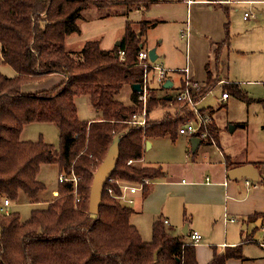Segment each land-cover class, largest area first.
Listing matches in <instances>:
<instances>
[{
    "label": "trees",
    "instance_id": "1",
    "mask_svg": "<svg viewBox=\"0 0 264 264\" xmlns=\"http://www.w3.org/2000/svg\"><path fill=\"white\" fill-rule=\"evenodd\" d=\"M156 1L0 0L2 63L16 72L10 77L0 71V200L16 201L21 191L31 199L37 198L46 189L37 179L43 164H57L59 176L78 179L77 193L74 181L59 183L58 195L43 208L32 210L27 220H22L19 212L0 210V264H198L195 244L171 235L161 221L153 225L152 240L145 241L131 222L133 208L106 190L111 188L121 195L118 181L139 184L165 177L160 166L136 167L128 165V161L143 159L149 139L167 135L177 139L184 122L182 117L170 114L153 118L156 108L175 106L163 97L148 102L145 127L131 123L134 115L143 113L138 92L133 90L143 74L138 54L144 49L145 35L157 22H139L136 30L134 23L127 21L124 37L112 49H102L97 40L86 42L76 54L66 46L68 36L80 33L78 20L87 8L104 10L124 5L133 10L141 5L149 8ZM107 12L102 15L108 16ZM228 43L229 36L217 44V65ZM207 69L210 87L214 81L208 64ZM54 74L63 76L58 84L24 91V86ZM227 85L228 96L245 97L240 84ZM124 86L133 90L131 105L117 98ZM206 90L203 89V95ZM82 95L89 96L100 117L80 120L75 99ZM32 123L55 124L59 148L42 139L22 141L25 126ZM237 126L243 128L246 124ZM208 129L217 136L215 123H210ZM118 135L121 140L117 165L106 184L99 212L94 215L89 212L93 175ZM239 165L228 157L229 169ZM254 165L260 168L264 163ZM259 183L264 187V175ZM143 190L147 194L149 185H144ZM258 216L264 218V213ZM229 258L244 257L238 247H228L215 254L209 264H226Z\"/></svg>",
    "mask_w": 264,
    "mask_h": 264
},
{
    "label": "rangeland",
    "instance_id": "2",
    "mask_svg": "<svg viewBox=\"0 0 264 264\" xmlns=\"http://www.w3.org/2000/svg\"><path fill=\"white\" fill-rule=\"evenodd\" d=\"M231 11L235 9H230ZM106 12L108 16L104 17L102 14ZM236 15L238 18L241 17L240 14ZM145 20H154L157 23L145 35L144 48L147 50L156 48L158 55L156 63L168 70L169 78L174 81L171 89L158 88L161 98L167 93L174 94L175 88L179 85L181 73L171 72L183 71L187 68L190 79L204 82L208 73L207 64L210 63V68L214 72V82L210 87L207 85L206 89L210 90L208 92L206 90L199 106L206 111L208 108L214 110L212 116L219 129L218 143L215 138L213 142L208 137L203 138L196 152L192 151L193 137L191 135L178 133V138L175 140L170 135L152 139L151 146L149 148L145 146L143 152L144 167L160 166L165 173L168 172L169 177L187 176L189 180L190 176L192 177L191 172L196 177H200L201 174L204 177L211 176L213 166L217 165L219 168L227 157L242 162L250 156L264 162V157H261L264 156V61L262 58L259 59V54H238L233 51L228 57L227 55L223 57L220 70L217 71L215 61L209 59L210 51L212 53V41L216 40L214 34L220 31L222 35L225 24L230 22L229 15L220 5H208L202 0H195L188 7L181 0H163L153 3L149 8L141 5L133 10H129L124 5H113L110 9L104 10L92 6L83 11L82 18L78 20L80 33L66 38L67 49L76 54L86 42L94 40L100 42L102 49H112L124 37L127 21H132L136 30H139L138 23ZM187 22L189 24L188 42L180 33L186 29ZM243 25L242 31L251 27V25L247 26L246 22H243ZM231 31L234 41L242 40V35L238 36L234 33L236 31L233 28ZM0 71L10 77L16 75L12 67L2 63L1 49ZM59 75L52 79L48 77L44 81L28 84L23 89L25 92H32L49 88L61 81ZM225 79L231 83L240 84L245 97L230 95L228 100H221L222 93L228 90L225 89L227 81L220 84ZM131 93L132 88L124 86L117 98L125 105H131ZM75 101L81 121L100 117V113L92 107L89 96H78ZM156 109L152 114L153 118H162L166 114L174 116L176 113V109L172 106ZM241 124H246V127L237 126ZM24 133L32 142L42 139L56 149L60 146L59 130L55 124L32 123L24 128ZM37 179L47 186L45 198L53 199L52 192L59 186L58 166L43 164ZM45 203L44 200L39 203H30L26 194H22L16 202L11 201L9 207L1 206L4 205V199H1L0 210L6 213L19 212L22 220H27L32 210L43 208ZM142 216L134 214L132 220L137 224L139 222L141 231L144 232V240L149 242L152 240L151 221ZM183 236L185 238V235ZM188 237L190 238V235L186 236Z\"/></svg>",
    "mask_w": 264,
    "mask_h": 264
},
{
    "label": "crops",
    "instance_id": "3",
    "mask_svg": "<svg viewBox=\"0 0 264 264\" xmlns=\"http://www.w3.org/2000/svg\"><path fill=\"white\" fill-rule=\"evenodd\" d=\"M159 1L163 0H157L154 4ZM181 1L186 4L184 0ZM202 1L208 3V5H220L230 17V22L226 23L227 27L225 24L222 35L220 31L214 34L216 40L212 41L211 45L212 53L210 51L209 59L215 61L214 50L217 44L225 41L227 36H229V43L222 49L220 63L217 65L215 61L218 67L217 71L220 70L219 67H221L223 57L226 55L228 57L229 53L233 51L238 54H259V59L262 58V61H264V0ZM230 9H235V11L230 12ZM246 13L250 15L249 20H245ZM236 14H240L241 17L238 18ZM243 22H246L247 26L251 25V27L242 31ZM232 28L238 36L242 35V40L234 41L235 39L231 36ZM188 29L189 24L187 22L186 29L180 32L187 42L189 40ZM208 68H210V63H208ZM210 72L213 75L214 72L211 68ZM171 73L174 74V72ZM177 73H181L182 79L184 76L183 72ZM54 76H57V74L51 75L49 78L52 79ZM59 79L62 81L63 76L60 77L59 75ZM225 81L228 84H232L227 79ZM210 109L214 112L212 108ZM210 109L208 108L207 110L210 111ZM213 123L219 129L214 119ZM214 138L218 143V132ZM21 139L22 141H30V138L25 133H22ZM152 139L146 141L150 142V146ZM227 159L228 157L219 168L217 165L213 166L211 176L206 175L204 177L201 174L200 177H196L191 172L192 177L190 176L189 180H187V176H181V178L169 177L168 172H166L165 177L150 181L147 194L144 193V190L129 194L134 200V203L130 205L131 207L134 206L133 215H143L142 217L151 221V231L154 223L161 221L165 225L167 232L183 242H192L191 238H186V236L194 231L199 232L202 238L199 243L195 244L198 264H209L215 254L225 252L228 247H238L244 258H229L226 264H264V228H262L264 218L256 217L264 213V187L259 181L249 185L247 184V179L240 181L230 180L227 176V171L229 170ZM231 162L239 163V166H241L259 163L260 161L247 156L242 162H237L233 158H231ZM140 163H144V158L135 161L133 164L136 167H144L143 164L139 165ZM258 169L263 176L264 167L261 166ZM46 189L40 192L35 199L29 198L26 194L28 201L30 203H39L44 200L48 203L58 195L57 188L52 192L53 199H46L44 195ZM22 194L25 193L21 191L19 197ZM131 222L138 228L144 239V232L142 233L139 222L138 224L133 222L132 217ZM183 235H185V238Z\"/></svg>",
    "mask_w": 264,
    "mask_h": 264
},
{
    "label": "built area",
    "instance_id": "4",
    "mask_svg": "<svg viewBox=\"0 0 264 264\" xmlns=\"http://www.w3.org/2000/svg\"><path fill=\"white\" fill-rule=\"evenodd\" d=\"M184 2L190 6L195 0H184ZM250 15L248 13L245 14V20H249ZM125 57V52H120V58L123 60ZM138 65L143 69L142 79L139 83L141 86V90L138 92V99L142 102L143 105V113L141 116L134 115L133 121L131 123L135 126L145 127L146 125V107L148 102L151 99L161 98L160 93L158 92V88H163V85L166 81L171 80L169 78V71L166 70L162 65L157 64L156 61H152L149 55V50L142 49L138 54ZM174 73L183 72L184 76L181 79V83L175 88L174 94L167 93L166 96H171L169 100L170 104L173 105L175 103L174 108L176 109L175 117H182L184 122L179 128L180 135H191L192 137H198L201 140L203 138H210L212 142L214 141V136L208 129V125L213 122V117L209 111H205L199 106V102L204 97L203 89L207 87V83L194 81L188 76V69L186 68L183 71L174 70ZM154 81V82H153ZM173 86H174V81ZM226 81H221L220 84H224ZM230 96H228L227 92H223L221 96V100H226ZM135 161H128V165H133ZM74 181L75 190L77 193V181L76 177L68 178L65 175L59 176V183H63L65 181ZM109 179L108 181H110ZM120 188L122 189L121 195H116L111 188H107L108 193L111 194L112 197L121 201L123 204L132 205L134 203L133 198L129 196V194H135L139 191H142L144 185L149 184V180H144L142 183L137 185L128 184V183H119L117 182ZM254 182L247 179V184H253ZM106 187V186H105ZM80 201V197L76 196V202ZM11 206V200H4V207ZM233 221V219H232ZM165 223L168 224L167 221ZM190 238L192 240L191 243H199L202 236L199 232L194 231L190 234Z\"/></svg>",
    "mask_w": 264,
    "mask_h": 264
},
{
    "label": "water",
    "instance_id": "5",
    "mask_svg": "<svg viewBox=\"0 0 264 264\" xmlns=\"http://www.w3.org/2000/svg\"><path fill=\"white\" fill-rule=\"evenodd\" d=\"M118 42L116 45H119ZM149 55L152 61H156L158 55L156 53V48L149 50ZM173 87V82L171 80L166 81L163 85L165 89H171ZM133 90L139 92L141 90L140 84H135ZM167 100L171 99V96L165 97ZM120 135L116 136L108 150V153L99 165L97 170L93 175V183L90 189L89 197V212L91 214H98L99 208L102 204V197L105 190V186L108 180L111 178L114 169L117 165V159L120 154L119 144H120ZM201 144V139L198 137H193L191 139L192 151L196 152L199 145ZM150 146V142H146V147ZM227 176L230 180L240 181L243 179H249L253 182L262 181L263 176L260 174L259 169L254 164H245L241 166L234 167L227 171ZM186 233V231H184Z\"/></svg>",
    "mask_w": 264,
    "mask_h": 264
}]
</instances>
